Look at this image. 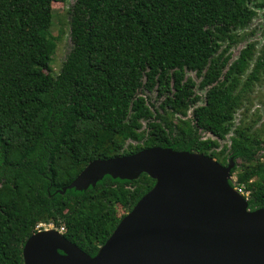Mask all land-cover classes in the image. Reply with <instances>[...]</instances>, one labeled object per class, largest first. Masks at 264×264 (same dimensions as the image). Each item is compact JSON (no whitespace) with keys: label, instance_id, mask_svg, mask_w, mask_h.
Returning a JSON list of instances; mask_svg holds the SVG:
<instances>
[{"label":"trees","instance_id":"16d2710c","mask_svg":"<svg viewBox=\"0 0 264 264\" xmlns=\"http://www.w3.org/2000/svg\"><path fill=\"white\" fill-rule=\"evenodd\" d=\"M57 2L0 0V264H23L26 239L49 225L95 255L155 181L107 176L85 192H55L92 161L142 149L222 166L233 158L230 185L250 210L264 209V122L249 107L264 45L256 54L247 44L229 64L264 0H76L72 48L53 76Z\"/></svg>","mask_w":264,"mask_h":264},{"label":"water","instance_id":"95a60500","mask_svg":"<svg viewBox=\"0 0 264 264\" xmlns=\"http://www.w3.org/2000/svg\"><path fill=\"white\" fill-rule=\"evenodd\" d=\"M233 158L222 166L202 154L152 147L90 162L65 194L85 192L105 177L155 181L90 256L52 227L22 248L23 264H264V209L250 210L230 185Z\"/></svg>","mask_w":264,"mask_h":264},{"label":"rangeland","instance_id":"374dc122","mask_svg":"<svg viewBox=\"0 0 264 264\" xmlns=\"http://www.w3.org/2000/svg\"><path fill=\"white\" fill-rule=\"evenodd\" d=\"M76 0H65V2L52 3L51 8L53 10V19L51 26V35L56 40V49L52 55V62L50 64V72L53 76L60 73L63 62L68 56L72 44L69 35V11L74 5ZM236 39L238 42L232 45L230 50V60L229 64L237 59L241 49L245 48L249 43H255L256 54L264 45V10L256 9V16L251 22V24L245 29L240 30L236 33ZM187 77H191L197 84L200 82L194 73L186 72ZM203 97V93L197 91ZM151 99L155 102L154 95H149ZM251 108L250 114L253 112H258L261 121L264 122V81L254 87L253 91L249 94ZM239 115L236 116L235 123H238ZM210 138L209 136H205ZM220 144H229V136L225 141L220 142ZM235 180V177L232 176ZM124 214V211L118 208V215ZM43 228V227H41Z\"/></svg>","mask_w":264,"mask_h":264},{"label":"built area","instance_id":"2783aa9c","mask_svg":"<svg viewBox=\"0 0 264 264\" xmlns=\"http://www.w3.org/2000/svg\"><path fill=\"white\" fill-rule=\"evenodd\" d=\"M237 191L243 195V193H242L241 190L237 189ZM41 227H52V226L49 225V226H41ZM41 227H39V228H41ZM59 231L62 233L63 232V229H60Z\"/></svg>","mask_w":264,"mask_h":264},{"label":"flooded vegetation","instance_id":"af4514ba","mask_svg":"<svg viewBox=\"0 0 264 264\" xmlns=\"http://www.w3.org/2000/svg\"><path fill=\"white\" fill-rule=\"evenodd\" d=\"M221 142H222V141H221ZM219 143H220V142H219ZM220 145H221V144H220ZM223 145H225V144H222V146H223ZM233 162H234V159H233ZM227 164H228V163H227ZM227 164H226V165H227ZM226 165H224V166H226ZM234 166H235V162H234ZM232 170H233V169H232ZM231 172H232V171H231ZM239 190H241V189H239ZM241 191H242V190H241ZM242 193H243V192H242ZM243 195H244V196H247V195H245L244 193H243Z\"/></svg>","mask_w":264,"mask_h":264}]
</instances>
